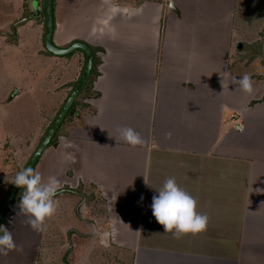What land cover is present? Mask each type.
<instances>
[{
	"label": "crops",
	"instance_id": "0c3cea01",
	"mask_svg": "<svg viewBox=\"0 0 264 264\" xmlns=\"http://www.w3.org/2000/svg\"><path fill=\"white\" fill-rule=\"evenodd\" d=\"M263 2L54 0V44L88 43L96 73L34 169L61 181L55 215L34 230L14 201L2 225L17 247L0 264H264V83L254 79L264 75ZM45 20L43 0H0V72L11 59L28 78L0 94V109L15 91L40 107L67 99L80 78L84 51L50 52ZM245 73L251 94L232 83ZM39 105L25 131L0 128L1 167L30 127L43 130ZM125 126L143 145L119 138ZM16 173L0 172V205ZM169 177L197 199L206 231L164 233L151 205ZM190 241L194 253L176 247Z\"/></svg>",
	"mask_w": 264,
	"mask_h": 264
},
{
	"label": "clouds",
	"instance_id": "9594fccd",
	"mask_svg": "<svg viewBox=\"0 0 264 264\" xmlns=\"http://www.w3.org/2000/svg\"><path fill=\"white\" fill-rule=\"evenodd\" d=\"M221 83L224 88L223 80ZM232 83L248 94L254 90L252 78L247 73L233 78ZM118 132L119 138L132 147L144 143L141 134L130 126L120 127ZM12 183L24 189L18 205L20 212L29 217L28 223L34 230H43L46 219L54 216L59 207L55 197L61 188V181L56 175H49L45 179L40 172L26 167L16 173ZM197 206V199L180 187L174 177H169L158 189V195L153 196L151 208L156 221L163 226L164 233H172L174 237L180 238L207 230L209 218L198 212ZM0 233V254L7 255L17 246L7 227L0 225Z\"/></svg>",
	"mask_w": 264,
	"mask_h": 264
},
{
	"label": "rangeland",
	"instance_id": "374dc122",
	"mask_svg": "<svg viewBox=\"0 0 264 264\" xmlns=\"http://www.w3.org/2000/svg\"><path fill=\"white\" fill-rule=\"evenodd\" d=\"M124 1L127 2L129 0H124ZM141 1H143V0H141ZM258 6H259V4L257 5V8H258ZM263 6H264V2H263L262 7ZM43 9H44V12L46 14L45 0H43ZM27 33L29 36L34 35V33L29 32V31ZM31 41H33V39H31ZM238 52H239V50H238ZM241 55L242 54H239V56H241ZM7 56H8V54H7ZM5 60L6 59L4 57L0 56V68L4 67ZM241 60L243 61L244 59H241ZM26 65H27V63H26ZM7 66H8V72H9L8 76H4L3 71L0 72V84H1L0 85V94L2 93V95L10 94V91H12V88H14L16 90L17 87H20V83L23 80H25V81L28 80L27 77L21 78V76H22V64L21 65L20 64L14 65V61L9 59ZM246 66H248V65H246ZM255 77H256V79H263L262 83H264V75L263 74L254 76V79H255ZM15 84H19V85H15ZM9 89H11V90L9 91ZM84 91H85L84 94H86V95L89 94L90 93L89 86ZM15 92H16L15 95L17 96V98L13 101V103H10V105L8 107H6V110H5V108L0 109V112L2 114V115L0 114V128L2 127L5 132L14 131V130L25 131L26 128L29 127V125H30L29 118H31V114L35 115V112L37 111L36 106L41 104L40 101H39L38 105L33 104L32 96L28 93L22 92L20 95H17V91H15ZM49 92H50V90H49ZM69 92L70 91H68V93ZM64 98L65 97L62 96V97H60L59 101L46 104L45 107L44 106L40 107V105H39V108H42V111H43L42 117L44 119L43 120L44 128H43V130H41V127H40L39 130H35L34 127H30L28 129L29 137L27 136V138H29V139H28L27 145L25 146L23 144L20 146V142H17L15 144L16 146H13L14 147L13 152L12 151L9 152L8 157L5 159V166L4 167L0 166V169H2V171H0V172L3 174L4 177L8 176V174L12 175L13 173H16V171H17L16 169L21 170V168H25L26 163H28L26 161L31 158V156L33 155V153L35 152V150L37 149V147L41 143L42 139L44 138L43 136H45V134L49 130V128H50L49 125L52 124V121H54V118L57 116V113L62 108V106L66 100ZM76 100H79L75 105V108L78 109V108H80V105H82L83 103L81 102L80 98L79 99L77 98ZM83 100H84V98L82 99V101ZM40 116H41V114H40V110H39L38 117H40ZM38 117L37 118L35 117V118L39 122L40 119ZM74 117H75V112L71 113L69 115V117H67L64 120V122L62 124L63 130L65 127V124H67ZM21 118H23V119H21ZM238 121H239L238 124L240 123V125L243 123V119L239 118ZM62 128H60V132L63 131ZM50 147H51V145L49 146V148ZM17 148H20V152L15 153L17 151ZM18 155H21V156L23 155V159L21 162L17 161ZM3 176H2V178H4ZM2 178H0V179H2ZM12 178H14V177H12ZM12 178H10V180ZM3 194H4V192L0 191V200H1V197L3 196ZM163 244H165V245H163ZM174 244H175V241H172V243H161L160 246L163 245L164 248H168V247H174ZM176 247L188 248L194 253L198 246H197V243H194V242H191L188 245H184V244L179 242V244Z\"/></svg>",
	"mask_w": 264,
	"mask_h": 264
},
{
	"label": "water",
	"instance_id": "95a60500",
	"mask_svg": "<svg viewBox=\"0 0 264 264\" xmlns=\"http://www.w3.org/2000/svg\"><path fill=\"white\" fill-rule=\"evenodd\" d=\"M45 11H46V20H45L46 48L50 52H53L54 54L61 56H65L71 54L75 50L82 49L86 55V62L83 71L81 73V76L78 79L76 85L72 89L70 95L68 96L64 105L62 106L60 112L58 113L57 117L55 118L48 132L45 134L41 143L39 144V146L37 147V149L35 150V152L33 153V155L31 156L30 160L26 165V167H32L33 169H35V166L38 163L39 159L46 151V149L50 146L52 140L54 139L56 133L58 132L59 128L64 122L74 102L79 97L87 81L89 80L91 75V70L93 67V58H94L90 45L84 41H76L72 43L70 46L65 48L56 46L53 40L54 23H55L54 0H45ZM262 42H263V50H264V34L262 37ZM240 45L241 44H239V47ZM19 189L20 187L13 184V186L7 193L2 205L0 206V225H2V220L8 213L10 207L12 206V202L14 201V198L16 197Z\"/></svg>",
	"mask_w": 264,
	"mask_h": 264
},
{
	"label": "trees",
	"instance_id": "16d2710c",
	"mask_svg": "<svg viewBox=\"0 0 264 264\" xmlns=\"http://www.w3.org/2000/svg\"><path fill=\"white\" fill-rule=\"evenodd\" d=\"M91 47V46H90ZM91 49H92V52H93V56H94V58H93V67H92V70H91V75H92V77H91V79L93 78V76L95 75V73H96V57H95V50L91 47ZM80 50H82V49H80ZM83 51V50H82ZM263 56H264V53H263ZM90 75V76H91ZM91 81H90V78H89V80L87 81V83H86V86L84 87V89L83 90H86L88 87H87V85H88V83H90ZM76 85V84H75ZM89 86V85H88ZM74 88V87H73ZM82 90V91H83ZM67 100V99H66ZM79 100H76L75 102H74V104H73V106H72V108L70 109V111H69V113H68V115L66 116V118L67 117H69V115L71 114V113H73V112H75V105H76V103L78 102ZM65 103V102H64ZM64 105V104H63ZM61 110V109H60ZM60 112V111H59ZM58 112V113H59ZM58 113H57V115H58ZM57 117V116H56ZM55 117V118H56ZM65 118V119H66ZM55 120V119H54ZM54 122V121H53ZM52 122V123H53ZM52 125V124H51ZM51 125H50V127H51ZM61 128V127H60ZM48 132V131H47ZM59 134H60V129L58 130V132L56 133V135H55V137H54V139L52 140V142H51V144L50 145H53V144H55L56 143V141H57V138H58V136H59ZM44 137V136H43ZM13 184L14 183H12L11 185H10V187H9V190L11 189V187L13 186ZM23 191H24V189L23 188H20L19 189V191H18V193H17V195H16V197L14 198V201H16V200H20V198H21V195H22V193H23ZM13 201V202H14ZM13 202H12V204H13ZM1 205H2V203H1ZM0 205V206H1ZM4 219L2 220V223H4ZM1 234V233H0Z\"/></svg>",
	"mask_w": 264,
	"mask_h": 264
},
{
	"label": "flooded vegetation",
	"instance_id": "af4514ba",
	"mask_svg": "<svg viewBox=\"0 0 264 264\" xmlns=\"http://www.w3.org/2000/svg\"><path fill=\"white\" fill-rule=\"evenodd\" d=\"M26 167V166H25Z\"/></svg>",
	"mask_w": 264,
	"mask_h": 264
}]
</instances>
